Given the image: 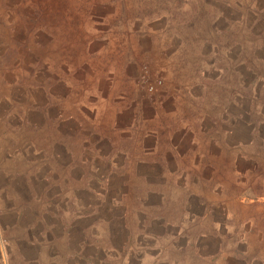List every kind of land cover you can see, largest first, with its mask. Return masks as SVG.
Returning a JSON list of instances; mask_svg holds the SVG:
<instances>
[{"label": "rangeland", "instance_id": "374dc122", "mask_svg": "<svg viewBox=\"0 0 264 264\" xmlns=\"http://www.w3.org/2000/svg\"><path fill=\"white\" fill-rule=\"evenodd\" d=\"M0 264H264V0H0Z\"/></svg>", "mask_w": 264, "mask_h": 264}]
</instances>
